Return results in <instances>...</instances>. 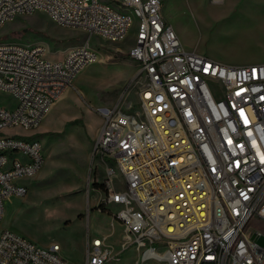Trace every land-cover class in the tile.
I'll return each mask as SVG.
<instances>
[{
  "label": "built area",
  "instance_id": "obj_1",
  "mask_svg": "<svg viewBox=\"0 0 264 264\" xmlns=\"http://www.w3.org/2000/svg\"><path fill=\"white\" fill-rule=\"evenodd\" d=\"M161 0H0V30L44 12L65 28L123 42L144 82L134 102L102 108L95 154L106 168L105 204L123 227L122 252L149 264H264V63L232 66L188 50ZM98 61L89 46L50 60L41 45L0 39V264H75L2 227L6 203L29 193L45 163L36 130ZM116 254L88 237L84 264Z\"/></svg>",
  "mask_w": 264,
  "mask_h": 264
},
{
  "label": "rangeland",
  "instance_id": "obj_2",
  "mask_svg": "<svg viewBox=\"0 0 264 264\" xmlns=\"http://www.w3.org/2000/svg\"><path fill=\"white\" fill-rule=\"evenodd\" d=\"M161 1L165 20L188 50L226 65L264 63V0ZM136 33L137 22L123 42L115 43L82 29L60 27L44 12L19 17L0 30V39L43 46L50 60L63 59L80 46L98 55L40 129L7 131L39 139L45 163L34 181L25 180L31 183L29 193L6 203L2 227L41 247L59 244L62 256L75 264L86 261L89 236L107 239L116 254L108 264H144L134 248L122 252L123 227L105 204L106 166L95 154L103 124L99 110L134 102L144 82L140 64L130 55ZM15 104L0 92V106Z\"/></svg>",
  "mask_w": 264,
  "mask_h": 264
},
{
  "label": "water",
  "instance_id": "obj_3",
  "mask_svg": "<svg viewBox=\"0 0 264 264\" xmlns=\"http://www.w3.org/2000/svg\"><path fill=\"white\" fill-rule=\"evenodd\" d=\"M217 3H221V0H216Z\"/></svg>",
  "mask_w": 264,
  "mask_h": 264
},
{
  "label": "crops",
  "instance_id": "obj_4",
  "mask_svg": "<svg viewBox=\"0 0 264 264\" xmlns=\"http://www.w3.org/2000/svg\"><path fill=\"white\" fill-rule=\"evenodd\" d=\"M74 48H76V47H74ZM74 48H71V49H74ZM71 49H70V50H71ZM244 65H245V64H244ZM247 65H249V64H247ZM39 129H40V128H39Z\"/></svg>",
  "mask_w": 264,
  "mask_h": 264
},
{
  "label": "bare ground",
  "instance_id": "obj_5",
  "mask_svg": "<svg viewBox=\"0 0 264 264\" xmlns=\"http://www.w3.org/2000/svg\"><path fill=\"white\" fill-rule=\"evenodd\" d=\"M52 111V110H51ZM51 111L49 112V114L51 113Z\"/></svg>",
  "mask_w": 264,
  "mask_h": 264
}]
</instances>
